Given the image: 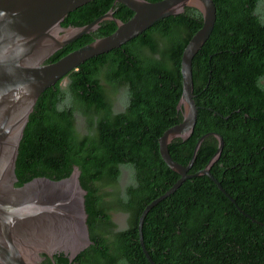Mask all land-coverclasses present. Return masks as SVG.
Returning <instances> with one entry per match:
<instances>
[{
    "label": "trees",
    "instance_id": "obj_1",
    "mask_svg": "<svg viewBox=\"0 0 264 264\" xmlns=\"http://www.w3.org/2000/svg\"><path fill=\"white\" fill-rule=\"evenodd\" d=\"M213 2V31L192 61L196 125L168 151L187 166L199 138L219 134L223 148L210 173L248 217L209 178L187 179L144 220L143 241L155 264H264V0ZM109 11L121 22L133 15L114 0H91L62 26L83 27ZM202 23L199 10L185 7L39 96L19 144L15 186L40 177L59 181L77 167L92 242L72 262L57 253L42 255L44 264H149L138 219L180 178L162 161L158 140L182 121L181 57ZM115 29L105 20L46 63ZM217 149V139L206 137L188 173L203 170Z\"/></svg>",
    "mask_w": 264,
    "mask_h": 264
},
{
    "label": "water",
    "instance_id": "obj_2",
    "mask_svg": "<svg viewBox=\"0 0 264 264\" xmlns=\"http://www.w3.org/2000/svg\"><path fill=\"white\" fill-rule=\"evenodd\" d=\"M90 1L0 0V264H41L45 259L42 255L52 259L57 253H64L72 262L92 244L86 223V192L80 185L77 167L69 177L59 181L40 177L15 186L19 144L39 96L87 60L120 48L160 20L182 13L185 7L199 10L203 23L181 57L182 93L178 109L183 111L182 121L167 129L158 140L162 161L180 178L143 209L138 219L139 244L148 263L155 264L144 245V220L156 205L193 177L209 178L237 210L248 217L210 173L223 148L219 134L201 136L187 166L174 161L168 151L173 140L188 139L196 125L198 107L193 100L192 61L213 31L216 21L213 0H161L155 3L114 0V4L119 3L133 13L128 21L117 20L109 11L83 27L62 26L70 12ZM105 20L115 23L112 34L53 63H46L58 50L96 31ZM208 136L217 139L218 149L203 170L191 175L188 172L197 151Z\"/></svg>",
    "mask_w": 264,
    "mask_h": 264
},
{
    "label": "rangeland",
    "instance_id": "obj_3",
    "mask_svg": "<svg viewBox=\"0 0 264 264\" xmlns=\"http://www.w3.org/2000/svg\"><path fill=\"white\" fill-rule=\"evenodd\" d=\"M66 82H64L65 84ZM119 108V107H117ZM114 221L117 223V225L119 226V228H124L125 227V221H124V217L120 214H116L113 216Z\"/></svg>",
    "mask_w": 264,
    "mask_h": 264
},
{
    "label": "flooded vegetation",
    "instance_id": "obj_4",
    "mask_svg": "<svg viewBox=\"0 0 264 264\" xmlns=\"http://www.w3.org/2000/svg\"><path fill=\"white\" fill-rule=\"evenodd\" d=\"M44 261H45V259H43V261L41 262V264H44Z\"/></svg>",
    "mask_w": 264,
    "mask_h": 264
}]
</instances>
